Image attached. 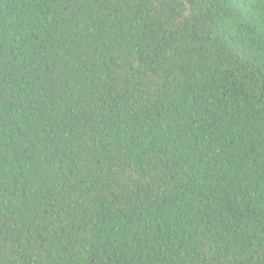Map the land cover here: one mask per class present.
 I'll use <instances>...</instances> for the list:
<instances>
[{"label":"trees","instance_id":"1","mask_svg":"<svg viewBox=\"0 0 264 264\" xmlns=\"http://www.w3.org/2000/svg\"><path fill=\"white\" fill-rule=\"evenodd\" d=\"M0 264H264V0H0Z\"/></svg>","mask_w":264,"mask_h":264}]
</instances>
